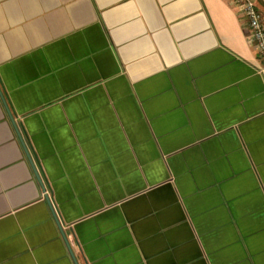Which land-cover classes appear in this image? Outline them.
Returning a JSON list of instances; mask_svg holds the SVG:
<instances>
[{"label": "crops", "instance_id": "1", "mask_svg": "<svg viewBox=\"0 0 264 264\" xmlns=\"http://www.w3.org/2000/svg\"><path fill=\"white\" fill-rule=\"evenodd\" d=\"M246 33L229 0H0V264H264Z\"/></svg>", "mask_w": 264, "mask_h": 264}, {"label": "built area", "instance_id": "2", "mask_svg": "<svg viewBox=\"0 0 264 264\" xmlns=\"http://www.w3.org/2000/svg\"><path fill=\"white\" fill-rule=\"evenodd\" d=\"M229 2L244 20L247 41L264 58V24L261 13L256 9L252 0H229Z\"/></svg>", "mask_w": 264, "mask_h": 264}]
</instances>
